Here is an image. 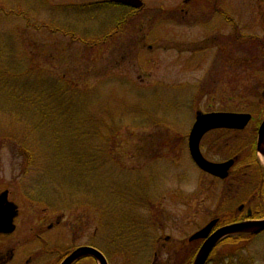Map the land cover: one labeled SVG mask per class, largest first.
<instances>
[{
    "label": "rangeland",
    "instance_id": "rangeland-1",
    "mask_svg": "<svg viewBox=\"0 0 264 264\" xmlns=\"http://www.w3.org/2000/svg\"><path fill=\"white\" fill-rule=\"evenodd\" d=\"M95 1L101 0H0V86L4 84L3 74L11 68L7 61L20 66L21 69L12 67L15 69L12 73H19L29 68L30 55L37 58L43 77L57 84L62 81L63 91L77 94L72 82L79 79L78 88L87 97L83 104L88 106L80 114L74 113L75 116L85 118L87 114L93 124H98L96 121L101 117V133L84 128L72 132L78 139L87 138V152L97 154L84 159L83 168L77 171L80 176L72 175L74 164L68 153L66 157H54L59 149L68 152L73 145V136L63 133L59 125L56 131L49 129V134L46 129L48 135L38 142L39 134H28L29 124H18L14 112L9 118L0 119V132L10 140L0 148V193L9 190V199L23 212L20 227L25 228L27 244L41 252L37 255L46 264L50 259L60 261L66 251L91 244L94 239L109 264L134 261V264H181V259L190 257L196 248L188 244L190 236L215 217H222L223 221L236 216L239 197L247 193L252 183L243 181L245 174L241 169L249 170L247 165L239 166L243 182H238L239 188L233 190L234 180L223 182L203 173L193 162L187 142L197 111L252 112L261 116L263 90L260 86L256 91L252 88L258 81L255 73L264 70V59L247 54L258 52L257 45L264 46V0L224 1L223 11H228L225 13L230 21L219 19L211 27L209 23L204 25V16L199 24L196 20L183 21L180 16L170 23L173 19L166 18L159 6L168 10L177 6L186 8L177 0H149L147 6L134 11L122 6L128 9L124 12H118L117 7L95 5ZM205 6L208 12L211 4ZM191 9H195L194 3ZM132 11L137 22L131 19L130 25L119 29L112 26L113 16ZM233 23L243 32L240 42L235 36L234 40L230 38ZM215 37L218 46L212 40ZM204 40V49H196L195 43ZM45 88L54 91L57 87ZM57 94L62 93L57 91L41 99L53 115L59 103ZM70 118V114L63 116L66 121ZM240 134L231 131L208 134L202 142L203 153L209 160L223 161L228 155L224 154L226 146L233 136L240 139ZM112 143L115 144L112 155L101 158L98 146L110 147ZM21 145L27 149L35 147L33 153H38L37 157L31 158L29 153L18 149ZM66 174L68 181L64 180ZM255 184L249 190L248 200L257 194L261 195V201L257 202L255 195L246 207L257 208L259 203L257 210L263 214L264 187ZM38 188L48 195L51 204L66 208L60 207L57 214H47L38 221L40 213L35 212L40 201L37 196L31 197ZM76 198L90 204L73 203L67 209ZM98 201L100 209L91 205L97 206ZM130 210L135 217L139 213L136 218L147 223L150 241L159 239L152 250L158 257H154L145 241L135 246L123 240L122 234L127 233L125 226L137 221L132 219ZM46 211L52 213L51 209ZM58 215L61 224L50 228ZM82 220L89 222L85 226L89 229L87 233L79 228ZM37 224L41 227L38 239L33 234ZM106 225L110 228H105ZM239 250L242 254L237 264H251L250 251L254 264H264V233L244 238ZM227 251L233 253L234 249L221 247L214 257L221 261ZM79 264L97 262L87 259Z\"/></svg>",
    "mask_w": 264,
    "mask_h": 264
},
{
    "label": "trees",
    "instance_id": "trees-1",
    "mask_svg": "<svg viewBox=\"0 0 264 264\" xmlns=\"http://www.w3.org/2000/svg\"><path fill=\"white\" fill-rule=\"evenodd\" d=\"M6 60H7V58H6ZM7 62L10 63L9 66L11 68H9L8 72L3 74L4 84L2 86H0V101L4 102L8 106H10L11 103H14V105L8 107V106H2L5 104L1 103L0 104V117H1L0 119L9 118V114L14 112L15 120L18 124L24 123L25 126L27 124H29V128L31 131L28 130L27 128H25L26 130H28V134H31V135L36 134L37 136L39 134L40 137L36 138V139H38V142L39 141L42 142V138L49 134V129L54 128V131H56L55 130L56 125H59L60 128H62L63 133H68L71 137L73 136L72 137L73 145L68 149L67 153H68V158L70 156H72V160H73V164H74L73 169H71V170H73L72 175L75 173H78L77 171L78 170L80 171L83 168V167H81V164L83 163L84 159H88L91 156H96L97 154H95L91 151L87 152V145H86L88 142L87 138L84 140L78 139L76 136L73 135L72 132L81 131L80 129H83V128H84V131L90 130L91 133L95 132V130L97 132H100L99 127L94 126L93 123L86 122L87 125L84 124L83 121L90 120V118L82 119V118H79V116L78 117L75 116V114H74L76 112L78 114H80V110H82L81 104H83L82 101L87 98L85 93L81 92L78 88L79 87L78 83H80L79 79L77 81L72 82V83L75 82V89L74 90H77V94H74L71 91L70 92L63 91L62 81L58 82V84L60 85L59 86L53 80H50L48 78L43 77V75L41 74L43 69L41 68V65L38 63V60L35 57H30V55H29V64H31V63H33V64L31 66H29V64H28L27 67H29V68H27V69L24 68V71H22V72L19 71V73H12V71L15 70V69L12 70V67L13 68L15 67L16 69H21L20 66L18 68V67H16L14 62H9V61H7ZM36 72L39 75L36 76ZM31 74H33L34 76L32 77ZM34 77H35V79H33ZM39 85L41 87V90L39 88ZM45 86H47L49 88L54 86L57 88H56V90L51 91V90L45 88ZM57 91H61L62 94L60 96H59V94H57V96L59 98L58 99L59 103H58V107L55 108V113L53 115V114H51L48 105H45L44 101L41 99L49 98L50 96H52L51 93H57ZM39 95H40V99H39ZM33 98L35 100H32ZM2 112H4V114ZM65 114L71 115V118L67 121L63 119V116ZM53 116H54V119L51 121ZM43 124H46V125H43ZM46 129H48V134H47ZM39 130H40V132H39ZM12 136H15V135H12ZM32 138H34V137H32ZM92 138L94 140L95 137L92 135ZM14 139H15V137H14ZM82 141H84V142L82 143ZM6 142H10L9 137L7 136V134L0 132V148ZM98 143H99V140H98ZM92 144H90V145H92ZM252 145H253V142H251V146ZM114 146H115L114 143H112L110 145V147H106L105 145L104 146L101 145V147L98 146L97 149L100 150V152H99V150H98V152L101 153V155H99V156H101V158H103L105 156L107 157L109 155L111 156L113 153L112 150H114L113 149ZM72 147H73V150H72ZM18 149L24 150L23 152L29 153L31 155V158L34 156L37 157V155H38V153H36V152H35V154L33 153V149H35V147L27 149V148L23 147V145H21L18 147ZM76 149H80V151H77ZM74 152L76 154L73 155ZM60 153H63V151L61 149L58 150L57 154L55 153L54 157L56 158L57 155H59ZM64 155H65V153H63V156ZM64 157H66V156H64ZM256 166L258 169V175L260 176V178L264 179V173H263L262 168H260L259 165H256ZM84 169L86 170V168H84ZM254 174L255 173H253V175ZM67 176H68V174L64 175L65 181H68ZM78 176H80L79 173H78ZM101 180H102V177H101ZM78 190H79V187L76 189V191H78ZM255 190H257V189H255ZM122 192H125V191L122 190ZM123 194L124 193H121V196H123ZM123 197H125V196H123ZM76 200H77L76 201L77 205H80V204L85 205V203H83V202L81 203V201H79V198L78 199L76 198ZM99 200H101V197H99ZM94 207L95 208L98 207L100 209L101 204H97V206L94 205ZM127 209H131V208H127ZM256 210L254 212V216H257V215L262 213L260 210H257V211ZM129 212H130V214H132L133 210H130ZM122 213H124V216L126 217L125 219H127L126 213L124 211H122ZM137 216H139V213H137ZM131 217L133 220H137V221L134 222L132 225L125 226L127 233L122 234L123 240L127 244H132L135 246H138L139 244H143L145 241V242H147V245H148L147 248L149 250H152L153 247H155L154 242L156 241L157 238L152 239L153 241H150L151 240L149 237L150 235H148L150 228L147 227V223L144 222L143 220H138L135 217V214H132ZM131 217H130V219H131ZM246 237H248V236L243 235V234H241V235L236 234V235H231L230 237L224 239L221 242V244L218 246V249L222 247L223 249L229 250L230 247H233L234 252L231 253L230 251H227V253L225 254V257H223L221 259V261H218V259L215 258L213 255L211 261L212 262L215 261L217 264H237L238 263V257L240 254H242L241 253L242 250L238 251L239 243H240V241H242ZM234 246H235V248H234ZM251 253H252L251 251L248 253L249 254L248 260H251L252 261L251 264H254V257L252 256ZM211 261H209V262H211ZM211 263H208V264H211Z\"/></svg>",
    "mask_w": 264,
    "mask_h": 264
},
{
    "label": "water",
    "instance_id": "water-1",
    "mask_svg": "<svg viewBox=\"0 0 264 264\" xmlns=\"http://www.w3.org/2000/svg\"><path fill=\"white\" fill-rule=\"evenodd\" d=\"M251 115L249 114H239V113H225V112H214L208 114L198 113L197 120L191 130L189 136V148L191 155L196 162V164L203 170L208 173H211L220 178H225L228 176V171L233 165V160H229L223 163H213L204 158L200 151V142L202 137L206 132L214 128H244L248 121L250 120ZM257 150L264 155V122L259 130V139H258ZM7 192L2 195L3 199H0V203L3 201L6 202ZM8 203V202H7ZM10 209L13 210L14 206L11 203H8ZM11 220L13 213H11ZM2 215L0 214V217ZM4 222V221H3ZM11 222V221H10ZM217 220L210 222L205 228L197 232L193 238L208 237L212 228L216 225ZM1 226V225H0ZM9 226H11L9 224ZM12 230V227L10 229ZM264 230V219L259 220H248L244 222L234 223L225 227H222L216 230L212 235H210L203 246L201 247L194 264H205L209 255L211 254L215 245L220 241L224 236L236 233V232H249L257 234ZM85 256H94L100 264H107L105 256L91 247H82L77 249L72 253L68 258L64 260L62 264H73L76 260L85 257Z\"/></svg>",
    "mask_w": 264,
    "mask_h": 264
},
{
    "label": "flooded vegetation",
    "instance_id": "flooded-vegetation-1",
    "mask_svg": "<svg viewBox=\"0 0 264 264\" xmlns=\"http://www.w3.org/2000/svg\"><path fill=\"white\" fill-rule=\"evenodd\" d=\"M142 1L144 3L143 7L147 6L149 3V0H142ZM177 1L180 2V4H185L186 8L177 6V7H169L168 10V9H163L162 6H159V8L163 10V13L166 18L173 19V20H169L170 23H174L175 22L174 20L177 19V16L182 17L181 20L183 21L186 20L191 22L196 20L197 24H199V20L203 22L205 17L206 21L204 25H207L209 23L208 26L216 25V22L219 21V19L220 21L223 18H226L227 21L229 20V15L225 13L228 11H223L225 8L224 7L225 3L223 2L224 1L226 2V0H220V3H218V0H177ZM110 2L115 5L113 0H110ZM208 2L209 4H211V9L207 12L206 11L207 7L205 6V4H207ZM193 3L195 5L194 10L191 9V5ZM208 13L209 16H205V14L208 15ZM208 39L209 38L206 39L207 42H209ZM212 40L213 42L218 44V40L216 37L213 38ZM206 41L204 40V42L199 43L197 49L203 50L205 47L203 44H205ZM263 71L264 70L260 69L259 72H263ZM0 214L2 215L0 217V224H2L4 221V224L2 225H6L9 221V212L4 209L3 204H0ZM21 222L23 223V214L22 216H20V212L18 210V213L16 214L13 221V225H15V230L12 233L0 232V264H40V256L37 255V253H41V252L40 251L37 252L36 250H33V248L29 246L32 244H27V235L25 233V228H23V226L20 227ZM29 231L33 232L32 229H29ZM33 234H35L36 239H38L37 236H41V233L39 232ZM49 264H57V260Z\"/></svg>",
    "mask_w": 264,
    "mask_h": 264
},
{
    "label": "bare ground",
    "instance_id": "bare-ground-1",
    "mask_svg": "<svg viewBox=\"0 0 264 264\" xmlns=\"http://www.w3.org/2000/svg\"><path fill=\"white\" fill-rule=\"evenodd\" d=\"M262 161H263V164H264V158L262 159Z\"/></svg>",
    "mask_w": 264,
    "mask_h": 264
}]
</instances>
